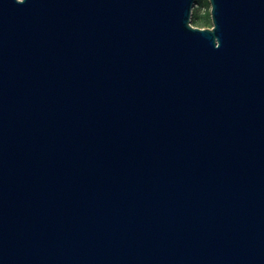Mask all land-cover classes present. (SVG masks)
Segmentation results:
<instances>
[{"label":"water","instance_id":"1","mask_svg":"<svg viewBox=\"0 0 264 264\" xmlns=\"http://www.w3.org/2000/svg\"><path fill=\"white\" fill-rule=\"evenodd\" d=\"M0 0V264H264V0Z\"/></svg>","mask_w":264,"mask_h":264},{"label":"rangeland","instance_id":"2","mask_svg":"<svg viewBox=\"0 0 264 264\" xmlns=\"http://www.w3.org/2000/svg\"><path fill=\"white\" fill-rule=\"evenodd\" d=\"M192 24L198 27H211V3L209 0H196L193 6Z\"/></svg>","mask_w":264,"mask_h":264}]
</instances>
